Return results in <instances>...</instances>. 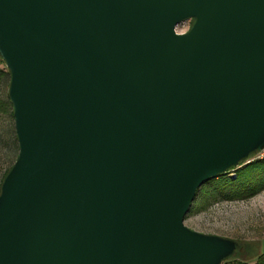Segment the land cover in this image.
<instances>
[{"label": "water", "instance_id": "1", "mask_svg": "<svg viewBox=\"0 0 264 264\" xmlns=\"http://www.w3.org/2000/svg\"><path fill=\"white\" fill-rule=\"evenodd\" d=\"M0 57L19 147L0 264L234 253L184 219L204 182L264 149V0H0Z\"/></svg>", "mask_w": 264, "mask_h": 264}, {"label": "rangeland", "instance_id": "2", "mask_svg": "<svg viewBox=\"0 0 264 264\" xmlns=\"http://www.w3.org/2000/svg\"><path fill=\"white\" fill-rule=\"evenodd\" d=\"M191 24L190 19L183 20L176 30L184 32ZM0 68H6L1 57ZM9 82V74L3 76L0 82V102L4 107L0 111V183L4 172L14 163L18 154L14 116L8 102ZM254 158L255 156L241 166L234 167L223 177L237 175L240 179L263 188L245 198L225 199L208 193L213 190L212 178L197 190L194 199L198 200L184 219V224L195 231L219 235L237 242L234 253L221 264L248 262L264 250V160L245 165Z\"/></svg>", "mask_w": 264, "mask_h": 264}, {"label": "trees", "instance_id": "3", "mask_svg": "<svg viewBox=\"0 0 264 264\" xmlns=\"http://www.w3.org/2000/svg\"><path fill=\"white\" fill-rule=\"evenodd\" d=\"M7 74H9L8 69L0 68V82H1L2 77L7 75ZM8 102L12 106V103H11L10 99L8 100ZM3 110H4V107L2 106V104L0 102V111H3ZM12 114H13V106H12ZM18 151H19V147H18ZM249 158H251V156ZM249 158L242 160L240 162V166L244 162L249 160ZM257 160H264V159L254 158L251 161H249L248 163H245V165L251 164V163H253V162L257 161ZM11 166L4 172V174L2 176V179H1V183H2L5 175L7 174L9 169L11 168ZM233 169H235V168L233 167L230 170H233ZM230 170H228L226 173L220 174L216 178H214V180H213V184H214L213 185V190H212V192H208V193H211L212 195L214 194L215 197L221 196L222 198H225V199L245 198L247 196H250V195L254 194L260 188H263V187H260V186H258V184H255L253 182L244 181V180L240 179L237 175H235L234 177L230 176V178L229 177H227V178L223 177V176H226ZM1 183H0V186H1ZM197 195H199V194H197ZM196 200H198V199L197 198L194 199L193 202L191 203L189 211H191V209L194 206V203L196 202ZM239 264H264V250L261 253L255 255L254 257H252V259L250 261L241 262Z\"/></svg>", "mask_w": 264, "mask_h": 264}, {"label": "built area", "instance_id": "4", "mask_svg": "<svg viewBox=\"0 0 264 264\" xmlns=\"http://www.w3.org/2000/svg\"><path fill=\"white\" fill-rule=\"evenodd\" d=\"M255 158L264 159V149L255 155Z\"/></svg>", "mask_w": 264, "mask_h": 264}, {"label": "flooded vegetation", "instance_id": "5", "mask_svg": "<svg viewBox=\"0 0 264 264\" xmlns=\"http://www.w3.org/2000/svg\"><path fill=\"white\" fill-rule=\"evenodd\" d=\"M190 20H191V19H190ZM191 21H192V20H191ZM192 22H193V21H192ZM189 28H190V27H189ZM189 28H188V29H189ZM188 29H187V30H188Z\"/></svg>", "mask_w": 264, "mask_h": 264}]
</instances>
